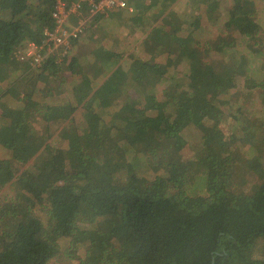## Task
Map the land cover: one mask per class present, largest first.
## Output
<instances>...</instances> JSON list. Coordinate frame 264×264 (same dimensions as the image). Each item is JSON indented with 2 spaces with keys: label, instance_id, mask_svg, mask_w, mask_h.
I'll return each instance as SVG.
<instances>
[{
  "label": "trees",
  "instance_id": "16d2710c",
  "mask_svg": "<svg viewBox=\"0 0 264 264\" xmlns=\"http://www.w3.org/2000/svg\"><path fill=\"white\" fill-rule=\"evenodd\" d=\"M238 1L208 48L232 63L209 69L233 88L264 59L229 36L256 35L254 4ZM214 2L131 0L132 13L113 15L141 31L134 52L78 46L109 13L36 65L25 52L53 29L56 0H0V264H50L80 246L82 264H264V88L260 118L239 106L225 131L209 98L217 81L190 87L203 73L193 36L217 24ZM236 128L248 153L235 163L222 153ZM194 129L199 150L182 138Z\"/></svg>",
  "mask_w": 264,
  "mask_h": 264
},
{
  "label": "rangeland",
  "instance_id": "374dc122",
  "mask_svg": "<svg viewBox=\"0 0 264 264\" xmlns=\"http://www.w3.org/2000/svg\"><path fill=\"white\" fill-rule=\"evenodd\" d=\"M219 1V2H218ZM218 2L217 8L214 12V16L218 19L216 25H205L202 29H199L195 32L194 38L198 40V45L203 50V54L201 57H199V61L202 64L203 73L200 75V77L192 80L190 87L196 88L201 84H205L208 82H216L214 93L213 95H210L209 98L212 101H215L218 103L219 110L226 116L223 118V129L225 131L230 130V121L228 120L227 116L232 117L231 115L233 112L240 106L243 107V110L245 112V115H247V118L250 116L251 112H253V117H256L257 119L260 118L258 112L260 111L259 103L262 99L261 98V90H263V83L259 84V77H261V72L264 75V59L261 65H255V66H249L247 68H250L249 70L246 69L245 73L247 74L245 76V80L243 81V84L241 82L240 86L236 85L235 88L232 86H226L224 81H221L218 76H216L215 72L213 71L210 73L212 69H209L212 67V64L216 65V67L220 66V62H226L224 64H232L230 61H227V58H224L222 54L216 55V52H212L208 49L212 46V44L219 40L220 36L218 35L217 31H221L224 29V25L228 20V10L232 6L234 0H215V4ZM240 4L243 5V3H250L254 4L255 7V15L251 17V23L252 26H255L254 31H256V35L251 38L250 43L247 41V35H239L238 32H234L235 29L233 28L231 32L229 31V36L235 37L236 39H239L240 42H242L243 46H241V49L245 48L246 50H250V52L256 53L258 51L264 50V3H262L260 0H239ZM247 5V4H246ZM183 8L184 7H180ZM182 9H179L178 12H180ZM192 12L189 11L188 14H191ZM117 14H123V13H117ZM120 16V18H117L110 14L108 17H106L104 20H101L99 22L100 28L96 32L94 31L91 35L85 34L83 37L80 38L78 46H80L83 51H86L87 49L95 48V40L98 38L101 39V44L109 51L114 53L116 56L119 55H127L129 53L134 52L133 44L136 43L139 37H141V31H130V25L129 23L125 24L121 21H125L128 18V16L124 17ZM231 21V20H229ZM255 23V24H254ZM203 24V22H202ZM95 27V26H94ZM234 30V31H233ZM239 37V38H238ZM246 43V45H245ZM241 44V45H242ZM27 49V48H26ZM35 51L34 48L28 47L27 52L33 53ZM27 52H25L27 54ZM139 52V51H138ZM241 52V51H240ZM242 53V52H241ZM25 54V55H26ZM28 56V54H27ZM216 61V63H215ZM206 68V69H205ZM208 69V70H207ZM218 71L220 69L216 68ZM258 69L261 70V72L256 73ZM207 70V71H206ZM252 72V73H251ZM182 75V73H181ZM240 76V75H239ZM243 76L241 75V78ZM243 80V79H242ZM246 90V92H244ZM219 98V99H218ZM218 99V100H217ZM263 104V103H262ZM257 106V107H255ZM264 108V106L262 105ZM262 108V109H263ZM250 119V118H248ZM34 128L37 132L42 133L44 131L43 125L41 124V121L38 120L36 124L34 125ZM48 134L52 135L51 137H46L44 134V137L47 138V141L51 143V140H55L58 138V127L57 126H49L48 127ZM237 138L234 141V145L231 148L230 151H226L222 153L224 156H229V158L232 160H235V163L240 159L243 155V153H248V149L241 148L237 144L240 142L238 134H240L239 129L236 128V131L233 132ZM47 135V134H46ZM182 138H184L187 142L186 145L192 144L194 147L199 144V134L198 132L194 130H188L184 131L182 134ZM51 139V140H50ZM47 142V143H48ZM66 144V143H65ZM64 144V145H65ZM185 145V147H186ZM184 147V148H185ZM199 146H197V150H199ZM202 149V148H201ZM200 149V151H201ZM3 149H0V154H3ZM234 162V161H232ZM152 176L149 178L151 179ZM148 179V181L144 182L142 184V188H146L152 184V181ZM7 194H10L7 189L0 191V203L5 198ZM226 201H231V195L230 193L226 192ZM213 196V194H212ZM42 217H44V223L48 221L49 215L48 211L42 212ZM88 246H80V248H77L76 250L72 251H66V252H60L56 257L53 258L50 264H82V262L86 258V253ZM90 256V254H89Z\"/></svg>",
  "mask_w": 264,
  "mask_h": 264
},
{
  "label": "built area",
  "instance_id": "2783aa9c",
  "mask_svg": "<svg viewBox=\"0 0 264 264\" xmlns=\"http://www.w3.org/2000/svg\"><path fill=\"white\" fill-rule=\"evenodd\" d=\"M131 0H56L54 11L51 18L54 23L52 30L44 31V40L41 47L33 45L32 56L36 65H39L43 59L57 50H62L63 54L71 47V42L77 39L85 30V26L97 15L107 16L109 13L117 11L133 12L130 4ZM47 47L44 55L40 52Z\"/></svg>",
  "mask_w": 264,
  "mask_h": 264
},
{
  "label": "water",
  "instance_id": "95a60500",
  "mask_svg": "<svg viewBox=\"0 0 264 264\" xmlns=\"http://www.w3.org/2000/svg\"><path fill=\"white\" fill-rule=\"evenodd\" d=\"M211 264H214V260H212Z\"/></svg>",
  "mask_w": 264,
  "mask_h": 264
}]
</instances>
